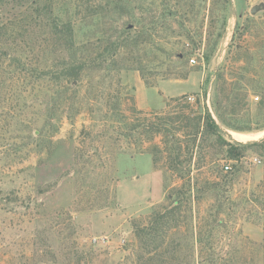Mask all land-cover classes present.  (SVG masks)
I'll return each mask as SVG.
<instances>
[{"label":"rangeland","instance_id":"374dc122","mask_svg":"<svg viewBox=\"0 0 264 264\" xmlns=\"http://www.w3.org/2000/svg\"><path fill=\"white\" fill-rule=\"evenodd\" d=\"M263 141L264 0H0V264H264Z\"/></svg>","mask_w":264,"mask_h":264},{"label":"bare ground","instance_id":"6f19581e","mask_svg":"<svg viewBox=\"0 0 264 264\" xmlns=\"http://www.w3.org/2000/svg\"><path fill=\"white\" fill-rule=\"evenodd\" d=\"M234 137L239 140V141H245L247 139V137L243 134H235Z\"/></svg>","mask_w":264,"mask_h":264},{"label":"trees","instance_id":"16d2710c","mask_svg":"<svg viewBox=\"0 0 264 264\" xmlns=\"http://www.w3.org/2000/svg\"><path fill=\"white\" fill-rule=\"evenodd\" d=\"M81 1H82V0H81ZM89 2H90V1H89ZM89 6H90V5H89ZM91 7H93V5H92V4H91ZM69 29H70V28H69ZM69 29H68V30H69ZM70 79H71V78H70ZM261 143H264V141H263V142H261ZM261 143H259V142H254V144H261ZM236 149H237V147H236V146L234 147V146H232V145H231V150H229V152H233V151H234V150H236Z\"/></svg>","mask_w":264,"mask_h":264},{"label":"built area","instance_id":"2783aa9c","mask_svg":"<svg viewBox=\"0 0 264 264\" xmlns=\"http://www.w3.org/2000/svg\"><path fill=\"white\" fill-rule=\"evenodd\" d=\"M191 61H192L193 63H196V62H197L195 58H192ZM225 169H226V170L231 169V165L227 164V165L225 166Z\"/></svg>","mask_w":264,"mask_h":264},{"label":"water","instance_id":"95a60500","mask_svg":"<svg viewBox=\"0 0 264 264\" xmlns=\"http://www.w3.org/2000/svg\"><path fill=\"white\" fill-rule=\"evenodd\" d=\"M257 9H258L257 7H254V8L252 9V12H255Z\"/></svg>","mask_w":264,"mask_h":264}]
</instances>
